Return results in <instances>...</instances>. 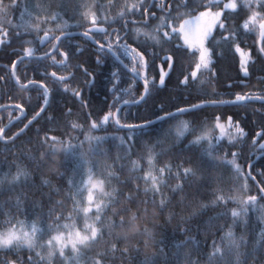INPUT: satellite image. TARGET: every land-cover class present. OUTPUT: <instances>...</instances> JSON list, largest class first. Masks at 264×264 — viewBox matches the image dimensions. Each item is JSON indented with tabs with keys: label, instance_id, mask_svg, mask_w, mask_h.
Masks as SVG:
<instances>
[{
	"label": "snow or ice",
	"instance_id": "snow-or-ice-1",
	"mask_svg": "<svg viewBox=\"0 0 264 264\" xmlns=\"http://www.w3.org/2000/svg\"><path fill=\"white\" fill-rule=\"evenodd\" d=\"M77 37L94 45L97 65L118 61L108 89L114 99L103 115L85 113L90 101L84 87L90 88L96 77L82 59L85 49L74 43ZM14 41L19 50L11 55L17 59L10 68L0 66V98L14 100L10 93L17 87L25 94L35 89L38 97L37 103L14 105L17 123L27 118L28 109L34 112L18 131L8 134L11 120L0 126V144L12 156L6 170L0 167V264H114L117 254L132 264L131 253L141 255L132 241L139 244L143 238L145 247L163 244L143 226L157 219L149 216V205L161 215L169 209V220L178 221L185 238L168 252L159 248L143 254L137 264H264V165L254 175L249 157L244 167L251 132L243 120L235 119V113L209 111L258 104L252 114L260 119L252 123L259 130L250 147L264 153V76L255 93L229 91L230 98L222 99L218 90L219 65L228 57L233 66L238 60L239 80L228 89L246 86L257 63L264 71V0H0V47ZM44 45L50 47L36 55ZM25 61L36 65L31 78ZM22 64L24 75L18 71ZM121 66L131 74L127 88L120 87ZM77 72L84 77L83 86ZM173 75L183 97L167 107L157 104L155 97ZM136 90L138 98H123ZM57 95L70 98L71 106L53 108ZM121 101L144 105L148 115L139 124L122 122ZM50 109L45 123L56 127L37 128V139L26 141L32 147L14 151L16 141ZM111 125L126 132L113 137L123 155L97 172L90 158L107 154L100 145L108 138L96 133ZM57 131L61 136L49 135ZM56 155L76 161L70 176L58 173L62 180L67 177V192L53 178H43L42 170ZM174 159L179 162L173 164ZM125 169L129 174L122 180ZM201 234L211 235V243L205 239L202 247ZM100 246L103 250L97 251Z\"/></svg>",
	"mask_w": 264,
	"mask_h": 264
},
{
	"label": "trees",
	"instance_id": "trees-1",
	"mask_svg": "<svg viewBox=\"0 0 264 264\" xmlns=\"http://www.w3.org/2000/svg\"><path fill=\"white\" fill-rule=\"evenodd\" d=\"M51 3L55 4L58 3L59 0H50ZM107 2V0H105ZM125 0H117V3L123 4ZM128 2H132V0H128ZM5 3H10V0H5ZM115 11H119V9H115ZM15 17L18 19L19 17V11H16L14 13ZM13 14H9V19H12ZM15 22V21H14ZM70 24H74L75 22L70 21ZM7 27V25H5ZM115 27V25H113ZM73 32H80L83 31V29H77V28H72ZM59 35V33H56ZM42 35V33H41ZM28 39V37H26ZM253 39H248L246 41V45H251L253 43ZM74 43H79L82 48L85 49L84 54L82 59L87 60V66L89 68V71L93 72L95 74V81L93 85L89 87H84V94L85 98L90 101V109H86L85 113L87 111H92L93 113L95 112H100L101 115L104 113L108 112L109 108L108 105L113 102L114 99V94L109 92L108 89L111 87V84L109 83V80L111 78V72L116 71L117 69V64L118 61H115L114 59H108L107 62L101 61L99 65L96 64V56L94 54V45L90 43H86L83 38L77 37V39L74 41ZM48 47L50 45H44V46H39V51H37L36 55H42V53L46 50H48ZM13 50H19V41H14L11 47H0V66L3 65H8L10 68L11 65V60L17 59L16 56L11 55ZM72 64L77 63L76 59H73L71 61ZM129 66H131V62L129 61ZM25 64L28 65L27 68V76L29 78L33 77V71L32 69L36 67L34 62H28L25 61ZM25 64H22L19 66V73L21 75L25 74ZM220 68V74H221V81L220 84L222 86H218V90L221 93H224V95L221 96L222 99H229L230 97L226 95L227 92L231 91L233 94L235 92H251L255 93L257 90H259L262 85L258 83V80L260 77L264 76V71H260L259 69L261 68V65L257 63L255 65L254 71H252L250 78H247L244 80V84L246 86L244 87H235L233 89H228L227 85L229 83H236L239 84V80L235 79L237 72H238V60L236 62V65L233 66L231 57H228L226 60L222 61L221 64L219 65ZM52 69L50 68L49 71ZM69 71H72L71 68H69ZM3 70L2 67H0V74H2ZM58 74H64L66 75V72H58ZM77 79L80 81L81 86H83V81L84 77L77 72ZM119 75L121 78V88H127L128 85L132 82L131 74L127 73L122 66L119 68ZM229 77H233L234 79L230 80ZM36 79H40L39 76V71L36 72L35 75ZM175 75H173L172 82L169 83L168 87L164 90H162L157 97H155V101L157 104H163L164 106H169L173 103H175L174 98L177 97L178 95L183 97V93H179L177 89H175L174 84H175ZM26 82V81H25ZM15 97L14 100H9L6 96L4 98H0V105L6 106L5 108L0 109V126L7 125L9 121L15 119L19 115V110H16L14 108V105L16 103H23L25 105H28L29 103H37V97L38 93L35 89L29 91L27 94H25L20 88H15L12 93H10ZM123 95V93H121ZM139 91H133L132 95H123L124 99H132L133 96L138 98ZM31 98L30 100L28 98ZM42 98L39 100V103H42ZM196 102V101H193ZM53 108L55 109H65L66 106H71V101L70 98L57 95L54 97L53 101ZM123 102L121 101L120 104ZM151 101L149 102V106H151ZM184 106V105H181ZM258 104H250L248 105L247 109L240 108H232V107H224L222 109L218 110H209V111H223L225 113V116L227 115H233L234 113L236 114L234 116L235 119H241L244 121V127L245 131H250L251 135L247 138V145L244 148L245 152V160H244V167L247 170L248 168V158L250 157L251 163L254 165L253 168V174L255 175L257 172L261 170V165H264V154L258 156L256 159L255 157L261 153L258 148L254 149L251 148V140L252 136L255 135V131L259 130V125L256 124L254 125L252 123L253 120H259L260 117L259 115L254 116L252 114V109L258 108ZM123 111L121 112L122 116V122L124 123H142L143 120L141 117L147 116L148 112L145 109L144 105L136 106L134 104H128V105H123L121 106ZM38 110V109H37ZM115 111V109H112ZM174 110V109H171ZM52 109H50L48 112L44 114V116L38 120L37 122L33 123L31 125L30 130H28L24 135L20 137L19 140L16 141L18 147L14 149L17 153H19L20 146H23L24 148H31L32 145H29L26 143L30 138L32 140H36V135H35V130L37 128H44L45 131H47L48 128H55L56 125H46V119L48 115H51ZM34 114V112L31 109L27 110V118L24 119L22 122L17 123L16 120L13 121L12 126H11V131L8 133L11 135L13 132H16L19 130L20 127H23V124L26 123L28 118H31V116ZM161 115L163 113H160ZM72 119H75V116L72 117ZM83 119V117H81ZM108 130L107 131H99L96 133V135H101V136H106L108 138L107 142L100 145L101 150L105 151L107 154L104 156L100 155H94L90 158V163L95 164L96 166V171L100 172L101 170L105 169L108 165H111L113 160L117 157V155H123V153L120 151L119 144L120 141L119 139H113V137H121L126 135V132L122 131H116L115 126H105ZM41 135H43V132H41ZM49 135H56V136H61V132L57 131L54 133H49ZM147 136L141 137L142 140H147ZM83 139V137H81ZM186 143V142H185ZM84 148H88V144L85 143ZM231 150H237V149H230ZM43 151V150H40ZM40 151L36 152L35 155L39 157ZM224 149H221L220 155L224 154ZM135 158V157H133ZM230 158V157H229ZM167 160V158H164ZM51 163H46L43 171V178H53V183L57 186H60L63 192H67V184H66V179H60L58 176L59 172H66L67 176L71 175V169L73 168L74 164L76 161L69 157L67 160H65L63 155H56L50 158ZM12 162V156L9 153H5L3 151V145L0 144V167H4L5 170L7 168V164ZM178 159L173 160V164L178 163ZM119 163V162H118ZM126 163V162H125ZM159 166V165H157ZM128 170L125 169L124 173L121 175V179H125L128 176ZM212 175H215V173H210ZM86 178V177H85ZM259 178V177H258ZM171 183H175V181H171ZM125 192L128 191V189H124ZM59 198V197H57ZM169 209H166L161 215L160 213L156 212L155 209L149 205V216L155 215L157 219L155 220H150L147 224L143 225L149 229L150 232H152L157 240H163V244H159L156 246H149L145 247L143 243V238H141V243L137 244L136 241H132L131 244L133 246L139 247L141 250V255H137L135 252H132L131 255L135 257V259L132 261V264H137V261L140 259H143V254H148L151 255L152 253L157 252L159 248H164L165 252H168L170 248H173L175 244L179 243L182 241L185 237L180 233L179 229L177 228V220H169ZM210 215H213L214 213H209ZM253 222L255 223V218H253ZM219 223H223V221H220ZM183 227V225H181ZM135 231V229H133ZM205 239H207L208 244L211 243L213 237L211 235L205 236L203 234L200 235L199 240L201 243V246H204ZM124 245L121 244V247ZM167 246V247H165ZM97 251L103 250V246H100L96 249ZM114 264H129V261L127 258L124 260H121L119 258V255L117 254V259L114 261Z\"/></svg>",
	"mask_w": 264,
	"mask_h": 264
},
{
	"label": "water",
	"instance_id": "water-1",
	"mask_svg": "<svg viewBox=\"0 0 264 264\" xmlns=\"http://www.w3.org/2000/svg\"><path fill=\"white\" fill-rule=\"evenodd\" d=\"M130 104H131V103H130ZM123 105H124L123 103L120 104V107L123 106ZM15 120H16V119H13L12 122L15 121ZM26 123H27V121H26ZM8 124H9V123H8ZM8 124H7V125H8ZM263 154H264V153H259V154L255 157V159H256L258 156L263 155Z\"/></svg>",
	"mask_w": 264,
	"mask_h": 264
}]
</instances>
